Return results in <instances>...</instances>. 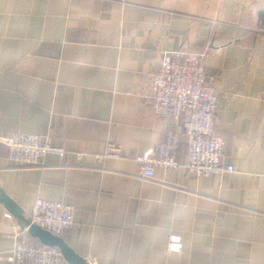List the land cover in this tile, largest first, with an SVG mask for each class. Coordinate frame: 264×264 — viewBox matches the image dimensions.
<instances>
[{
  "label": "crops",
  "instance_id": "obj_1",
  "mask_svg": "<svg viewBox=\"0 0 264 264\" xmlns=\"http://www.w3.org/2000/svg\"><path fill=\"white\" fill-rule=\"evenodd\" d=\"M261 12L264 0H0V139L40 135L68 152L24 167L0 142V190L27 218L39 199L72 206L60 237L88 264H264ZM180 49L205 54L235 172L157 168L144 180L136 158L167 129L186 158L188 114L157 115L147 100L161 54ZM108 143L120 157L98 163ZM7 213L0 203V264L15 239L37 240Z\"/></svg>",
  "mask_w": 264,
  "mask_h": 264
},
{
  "label": "built area",
  "instance_id": "obj_2",
  "mask_svg": "<svg viewBox=\"0 0 264 264\" xmlns=\"http://www.w3.org/2000/svg\"><path fill=\"white\" fill-rule=\"evenodd\" d=\"M204 60L205 54L182 49L161 54L158 71L150 77L147 100L157 115L178 118L183 113L188 114L183 126L187 152L181 164L177 159L180 137L173 129H167L159 146L136 158L142 179H153L157 168L183 167L189 176L198 178L235 172L226 162L224 141L217 132L218 91L215 77L205 71ZM0 142L7 148L8 160L24 167L38 166L47 155L60 159L68 155L65 149L52 146L47 137L40 135L13 133ZM120 152L119 145L108 143L94 159L101 163L105 159L119 158ZM76 159L79 161L82 155L76 154ZM4 217L12 219L8 213ZM28 219L53 235L62 236L74 225V208L39 199L30 206ZM182 246L180 235L168 236V253L179 254ZM5 260L9 264H68L57 248L29 243L22 238L15 239Z\"/></svg>",
  "mask_w": 264,
  "mask_h": 264
},
{
  "label": "water",
  "instance_id": "obj_3",
  "mask_svg": "<svg viewBox=\"0 0 264 264\" xmlns=\"http://www.w3.org/2000/svg\"><path fill=\"white\" fill-rule=\"evenodd\" d=\"M0 203L4 205L5 210L13 217L21 228L25 229L28 235L37 239L45 247L57 248L63 259L68 264H88L85 259L78 256L60 236H55L47 230L30 223L24 210L15 204L2 190H0Z\"/></svg>",
  "mask_w": 264,
  "mask_h": 264
},
{
  "label": "trees",
  "instance_id": "obj_4",
  "mask_svg": "<svg viewBox=\"0 0 264 264\" xmlns=\"http://www.w3.org/2000/svg\"><path fill=\"white\" fill-rule=\"evenodd\" d=\"M258 21H259V23L264 24V12H263V13H262V12L259 13ZM25 240H26V239H25ZM26 241H27V240H26ZM27 242H29V243H38V244H40L38 240L27 241Z\"/></svg>",
  "mask_w": 264,
  "mask_h": 264
},
{
  "label": "rangeland",
  "instance_id": "obj_5",
  "mask_svg": "<svg viewBox=\"0 0 264 264\" xmlns=\"http://www.w3.org/2000/svg\"><path fill=\"white\" fill-rule=\"evenodd\" d=\"M189 51H192V50H189ZM192 52H195V51H192ZM61 148V147H60ZM100 155V154H99Z\"/></svg>",
  "mask_w": 264,
  "mask_h": 264
}]
</instances>
